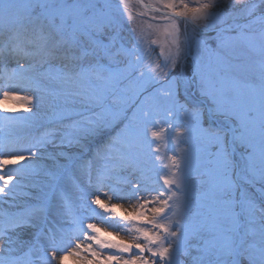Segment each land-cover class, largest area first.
<instances>
[{"label":"snow or ice","instance_id":"1","mask_svg":"<svg viewBox=\"0 0 264 264\" xmlns=\"http://www.w3.org/2000/svg\"><path fill=\"white\" fill-rule=\"evenodd\" d=\"M138 2L165 22L162 62L145 61L135 29L125 35L131 0H0V95L31 103L14 93L50 86L73 129L0 153V264H264V0ZM131 84L136 102L112 112ZM92 141L101 166L89 187L136 202L119 218L99 196L74 210L59 198ZM49 145L81 156L38 165ZM94 217L133 242L102 238Z\"/></svg>","mask_w":264,"mask_h":264},{"label":"rangeland","instance_id":"2","mask_svg":"<svg viewBox=\"0 0 264 264\" xmlns=\"http://www.w3.org/2000/svg\"><path fill=\"white\" fill-rule=\"evenodd\" d=\"M189 2V0H186ZM113 4L118 3V0H112ZM144 4L155 3V0H143ZM195 5V0H190V6ZM131 10L134 15L133 20H127L125 16V35H127V29H135L136 34L140 37L143 49L141 54L145 57V61H156L162 62V57H160V47L161 45L167 47L171 46V37L165 34V22L159 20H152L150 17L153 15H159L158 13H147V15L141 16L139 13L143 12L144 9L138 0H131L130 3ZM256 27H259L258 25ZM184 28L181 25V33H183ZM191 28L189 29V32ZM183 39V36H181ZM157 41L156 44H152V41ZM235 54L240 56L242 59L245 57H251L252 54L249 53L241 45L235 46ZM203 55V53H202ZM254 58V57H253ZM15 65H10L9 68ZM14 95L19 97L32 96L34 97L32 102L29 103L25 100H14V99H3L0 95V153L6 151H13L14 148L18 149L20 146H28L29 143L35 142L38 139H52L56 138L57 143H59V134L67 133L65 140L72 137L73 129L64 128L60 122L61 109L58 102L53 100L50 94V86H45L41 84L38 91L24 92L17 91ZM143 99V97H141ZM136 102V85L131 84L128 90L122 95L121 99L117 103L111 104V111L117 112L120 109H125L131 104ZM30 109V110H29ZM130 114V113H129ZM106 118L111 119V116L107 113ZM64 124L69 123L64 121ZM105 142L108 137L102 138ZM92 150L87 152L86 155L81 156L76 148H58L53 149L51 145L48 146L47 152L41 153L40 160L37 161L38 165L47 164L52 167L53 161L49 159L51 155L59 153H70L73 156H81L80 162L75 166V168H70L62 177L63 190L59 192V198L69 207H73L79 199L87 193V199L90 202L96 196H99L102 203L107 205L118 204L121 207L114 209V212L119 218L120 216L126 215L128 212L133 210L135 206V201H124L112 198V193L107 187L100 188L98 191L95 186L89 187L90 176L89 167H91V183L95 185L96 170L101 166V162L95 159V150L97 148V143L95 141L90 142ZM6 146H8L6 148ZM100 144L99 147H103ZM161 151H164L163 145H161ZM27 155V153H25ZM59 162L63 164L64 157L60 155ZM21 164H26L27 161H21ZM18 167V165H17ZM29 191L28 188L21 187L16 191L17 202H25V194ZM9 201L10 197L6 198ZM7 205L0 201V211L7 209ZM93 208L97 206L93 205ZM16 211H21L22 209H13ZM74 210V207H73ZM127 210V211H125ZM102 211V210H99ZM110 215V214H109ZM85 223H96L97 227L100 229L99 235L102 238L120 241L124 243H132V235L125 231H118L117 228L107 226L106 223L102 222L99 217H94L93 219L86 220ZM150 227V226H149ZM154 230V229H153ZM77 242L73 239L74 243ZM143 242V241H141ZM93 247H96L93 245ZM71 250V247H69ZM99 259L103 260L106 255L119 254L115 249H104L100 250ZM137 252L133 249L132 253L119 254L124 259L129 258L130 255H136ZM144 256L151 259V256L146 252ZM82 264V262H79ZM95 264V262H94ZM107 264V262H105ZM112 264H116L115 261Z\"/></svg>","mask_w":264,"mask_h":264},{"label":"bare ground","instance_id":"3","mask_svg":"<svg viewBox=\"0 0 264 264\" xmlns=\"http://www.w3.org/2000/svg\"><path fill=\"white\" fill-rule=\"evenodd\" d=\"M190 29V26H189ZM107 226H109L108 224H106ZM69 251H71L69 249ZM63 252L58 253V255H63ZM80 261L77 260L76 257L68 255L67 258L64 260V264H79Z\"/></svg>","mask_w":264,"mask_h":264}]
</instances>
